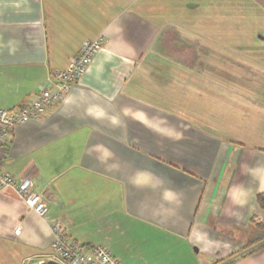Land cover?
Returning a JSON list of instances; mask_svg holds the SVG:
<instances>
[{
	"label": "crops",
	"instance_id": "1",
	"mask_svg": "<svg viewBox=\"0 0 264 264\" xmlns=\"http://www.w3.org/2000/svg\"><path fill=\"white\" fill-rule=\"evenodd\" d=\"M68 97L16 128L0 264H39L51 225L123 264H264V0H0V109L33 101L85 41Z\"/></svg>",
	"mask_w": 264,
	"mask_h": 264
},
{
	"label": "built area",
	"instance_id": "2",
	"mask_svg": "<svg viewBox=\"0 0 264 264\" xmlns=\"http://www.w3.org/2000/svg\"><path fill=\"white\" fill-rule=\"evenodd\" d=\"M105 42L104 36L83 42L78 55L65 69L50 74L46 84L33 101L15 109H0V190H14L28 210L40 218L48 215L49 205L36 191L31 179H18L4 170L8 148L18 126L42 118L50 106L63 102L68 97L72 86L82 80ZM50 228L53 244L48 261L52 260L60 264H123L105 246L85 247L69 240L66 230L61 225L53 224Z\"/></svg>",
	"mask_w": 264,
	"mask_h": 264
},
{
	"label": "trees",
	"instance_id": "3",
	"mask_svg": "<svg viewBox=\"0 0 264 264\" xmlns=\"http://www.w3.org/2000/svg\"><path fill=\"white\" fill-rule=\"evenodd\" d=\"M258 204H259V206L262 208V209H264V194H262V195H260L259 197H258Z\"/></svg>",
	"mask_w": 264,
	"mask_h": 264
},
{
	"label": "water",
	"instance_id": "4",
	"mask_svg": "<svg viewBox=\"0 0 264 264\" xmlns=\"http://www.w3.org/2000/svg\"><path fill=\"white\" fill-rule=\"evenodd\" d=\"M39 264H60V263L56 262V261L49 260V261L42 262V263H39Z\"/></svg>",
	"mask_w": 264,
	"mask_h": 264
}]
</instances>
